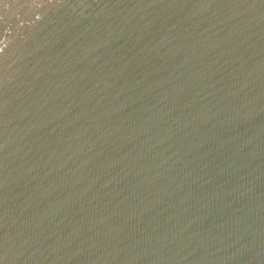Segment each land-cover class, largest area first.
<instances>
[{"label": "water", "instance_id": "1", "mask_svg": "<svg viewBox=\"0 0 264 264\" xmlns=\"http://www.w3.org/2000/svg\"><path fill=\"white\" fill-rule=\"evenodd\" d=\"M0 264H264V0H0Z\"/></svg>", "mask_w": 264, "mask_h": 264}]
</instances>
